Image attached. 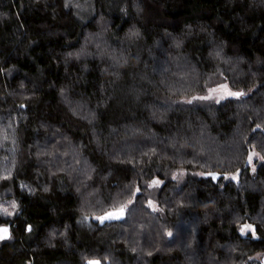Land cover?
<instances>
[{
    "label": "trees",
    "instance_id": "trees-1",
    "mask_svg": "<svg viewBox=\"0 0 264 264\" xmlns=\"http://www.w3.org/2000/svg\"><path fill=\"white\" fill-rule=\"evenodd\" d=\"M0 225V264H264V0H0Z\"/></svg>",
    "mask_w": 264,
    "mask_h": 264
},
{
    "label": "rangeland",
    "instance_id": "rangeland-1",
    "mask_svg": "<svg viewBox=\"0 0 264 264\" xmlns=\"http://www.w3.org/2000/svg\"><path fill=\"white\" fill-rule=\"evenodd\" d=\"M69 1V0H68ZM88 3H85L84 7L88 8V6H86ZM233 93H235L234 90L230 89L226 84H221L219 86L213 87L209 90V94L211 97L217 99V100H222L225 99L228 96H231ZM260 156L259 153L257 152H252L251 156H250V160H254L256 157ZM261 157V156H260ZM253 163V162H252ZM254 168V167H253ZM155 203L152 202V206L155 207ZM81 223L85 226H89L90 225V221L87 220L86 218H82L81 219ZM248 228L252 229L251 227H245L244 231H246ZM96 262V261H94Z\"/></svg>",
    "mask_w": 264,
    "mask_h": 264
},
{
    "label": "water",
    "instance_id": "water-1",
    "mask_svg": "<svg viewBox=\"0 0 264 264\" xmlns=\"http://www.w3.org/2000/svg\"><path fill=\"white\" fill-rule=\"evenodd\" d=\"M125 211H126L125 208H121V209H116V210L110 211L106 215V218L109 219V220H114L119 215H124L125 214ZM109 214H112V215L110 216ZM3 228H7L9 230L8 237L5 238V239H8L11 236V234H12L11 228H10L9 225H0V229H3ZM5 239H0V241L5 240ZM263 262H264V256H263Z\"/></svg>",
    "mask_w": 264,
    "mask_h": 264
},
{
    "label": "snow or ice",
    "instance_id": "snow-or-ice-1",
    "mask_svg": "<svg viewBox=\"0 0 264 264\" xmlns=\"http://www.w3.org/2000/svg\"><path fill=\"white\" fill-rule=\"evenodd\" d=\"M232 95H239V94L238 93H233ZM4 211L6 212L7 210L5 209ZM109 215L111 216L112 214H109ZM245 227L247 228V227H250V226H245ZM8 234H9V230L7 228L0 229V239L7 238ZM90 264H98V262H90Z\"/></svg>",
    "mask_w": 264,
    "mask_h": 264
}]
</instances>
